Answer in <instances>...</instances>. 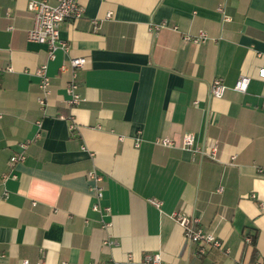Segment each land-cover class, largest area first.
Wrapping results in <instances>:
<instances>
[{"label":"crops","instance_id":"obj_1","mask_svg":"<svg viewBox=\"0 0 264 264\" xmlns=\"http://www.w3.org/2000/svg\"><path fill=\"white\" fill-rule=\"evenodd\" d=\"M77 1L83 17L59 25L69 50L50 60L48 46L28 38L29 0H0V194L8 191L0 264H125L147 253L170 264L260 258L264 0ZM201 31L202 43L184 39ZM72 57L87 58L78 75L84 100L75 106L71 72L62 69ZM45 62L52 93L42 109L36 69ZM241 76L250 78L246 92L234 88ZM215 79L226 86L222 97L210 92ZM187 132L198 151L182 147ZM165 137L174 145L157 144ZM26 141L25 160L11 167ZM215 145L214 157L202 153ZM91 170L103 176L100 200ZM37 183L54 191L30 195ZM175 213L198 217L221 246L207 244L200 255Z\"/></svg>","mask_w":264,"mask_h":264},{"label":"built area","instance_id":"obj_2","mask_svg":"<svg viewBox=\"0 0 264 264\" xmlns=\"http://www.w3.org/2000/svg\"><path fill=\"white\" fill-rule=\"evenodd\" d=\"M219 11L223 13L224 19L229 20L230 17L226 14L225 4H220L218 7ZM29 11L34 14V26L28 31V38L31 41L46 44L48 46L49 59L55 58V52L57 49H62L66 53L69 50V44L67 41L61 38L59 25L66 20H76L80 19L84 15V7L77 0H58L56 4H52L49 0H29L28 2ZM112 12L106 14V18H111ZM95 24L98 23L97 20L94 21ZM163 25L153 26V30H158ZM208 36L205 32L201 31L198 35H185L184 39L186 41H193L196 44L202 43L207 40ZM87 64L86 57H72L69 59L68 63L63 64L62 69H69L71 72V78L66 85V91L69 95L68 103L71 106L80 104L84 98L79 92V81L78 75L79 71L85 68ZM36 75L39 78V88L41 90V95L38 97V102L42 109H45L52 93L51 90V79L48 75V62L40 64L36 69ZM259 78L264 80V58L258 69ZM250 83V78L248 76H241L234 88L240 92H246ZM226 86L220 79H215L210 85V92L215 97H222L225 93ZM264 105V100H263ZM75 124L72 125V128ZM139 140V139H138ZM30 141L21 143L22 150L11 157L10 166L14 167L17 163L22 162L26 158V150L28 148ZM157 144L164 146H173L174 142L168 137L157 139ZM137 146L139 143L136 144ZM182 147L190 148L198 151L199 148L195 146V135L193 133L187 132L182 138ZM217 146L215 145L211 150L202 151L203 154L210 157L216 155ZM16 177L15 174H13ZM8 174L4 173L2 175V184L5 183ZM89 179L94 182V189L96 190L97 199L100 200L103 196V176L95 170H91L88 173ZM8 196V191L4 188L3 193L0 194V200ZM155 206L160 207L161 201L150 200ZM93 208L95 210H100L99 202L95 203ZM105 210H109L106 208ZM175 219L181 224L184 230L185 237L190 242H197L201 244L200 252H205V245L210 244L217 247L221 246V243L215 235L206 232L200 225V219L196 216H187L181 213L174 214ZM248 242H251V237H247ZM23 264H29L28 260H24ZM36 264H45L44 261L40 260ZM62 264H68L63 262ZM107 264H123L120 262L107 263ZM125 264H170L162 261L161 255L158 253H147L143 259L139 262L134 261L130 256L125 262ZM236 264H264V256L258 258L254 261H238Z\"/></svg>","mask_w":264,"mask_h":264},{"label":"clouds","instance_id":"obj_3","mask_svg":"<svg viewBox=\"0 0 264 264\" xmlns=\"http://www.w3.org/2000/svg\"><path fill=\"white\" fill-rule=\"evenodd\" d=\"M46 191H54V189H47L43 185L37 183L32 186L31 192L29 194L39 198Z\"/></svg>","mask_w":264,"mask_h":264},{"label":"trees","instance_id":"obj_4","mask_svg":"<svg viewBox=\"0 0 264 264\" xmlns=\"http://www.w3.org/2000/svg\"><path fill=\"white\" fill-rule=\"evenodd\" d=\"M252 238H251V243L252 245L254 246V253L253 255L256 257V253H255V250H256V240H257V236L256 235H250ZM201 246V245H200ZM201 248V247H200ZM206 253V249H205V252L204 253H201L200 252V249H199V254L200 255H204Z\"/></svg>","mask_w":264,"mask_h":264},{"label":"rangeland","instance_id":"obj_5","mask_svg":"<svg viewBox=\"0 0 264 264\" xmlns=\"http://www.w3.org/2000/svg\"><path fill=\"white\" fill-rule=\"evenodd\" d=\"M263 256H264V254H261V255H260V258H262Z\"/></svg>","mask_w":264,"mask_h":264}]
</instances>
